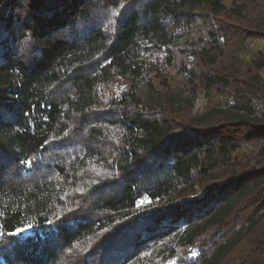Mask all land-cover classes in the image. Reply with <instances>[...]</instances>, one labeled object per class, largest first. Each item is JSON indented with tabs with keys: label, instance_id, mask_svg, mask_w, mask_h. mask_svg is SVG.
Here are the masks:
<instances>
[{
	"label": "trees",
	"instance_id": "trees-1",
	"mask_svg": "<svg viewBox=\"0 0 264 264\" xmlns=\"http://www.w3.org/2000/svg\"><path fill=\"white\" fill-rule=\"evenodd\" d=\"M254 39L264 0H0V264H264Z\"/></svg>",
	"mask_w": 264,
	"mask_h": 264
},
{
	"label": "rangeland",
	"instance_id": "rangeland-1",
	"mask_svg": "<svg viewBox=\"0 0 264 264\" xmlns=\"http://www.w3.org/2000/svg\"><path fill=\"white\" fill-rule=\"evenodd\" d=\"M244 47L239 53L236 54V57L242 60H247L251 56V54L255 52H260L264 55V39H254L249 40L244 43ZM173 93V100L178 104H190L192 113L199 114L203 113L213 106H217L219 108H225L231 103L232 97H228L219 92L214 93L213 97L207 96L205 93L192 94L185 89L184 86L180 85L178 82L171 81L170 87H165L162 84H158L157 82H149L147 83L145 80L139 83L138 94L143 100H155L160 101L162 93L170 92ZM250 107L254 114H259L264 105L263 103L257 99L253 98L251 100ZM248 149H251L250 147ZM147 200L140 201L139 204H146ZM30 232L29 228L22 229L18 231V234H28ZM164 264H176L175 262L168 261Z\"/></svg>",
	"mask_w": 264,
	"mask_h": 264
}]
</instances>
